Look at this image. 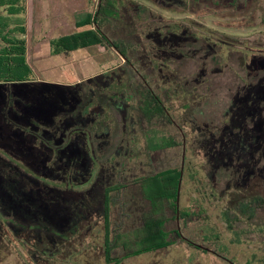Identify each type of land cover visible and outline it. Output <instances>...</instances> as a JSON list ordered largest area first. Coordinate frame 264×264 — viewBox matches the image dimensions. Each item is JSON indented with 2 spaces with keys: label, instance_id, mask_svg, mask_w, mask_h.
I'll return each mask as SVG.
<instances>
[{
  "label": "rangeland",
  "instance_id": "374dc122",
  "mask_svg": "<svg viewBox=\"0 0 264 264\" xmlns=\"http://www.w3.org/2000/svg\"><path fill=\"white\" fill-rule=\"evenodd\" d=\"M97 1L99 0H64V2L55 0L50 3L40 4V8L37 4H34V17L29 19V31L23 37L27 46V63L31 69L29 81L32 83V85L28 86V91H26L27 89L25 90V93H29V91L41 93V87L44 84L48 90V97H50L49 103L53 105L54 100L57 103L61 101L58 100L61 97L59 87H63L62 89L66 90L77 85L76 90H80V98L78 93L71 94L69 98L70 107L73 108L78 105L77 101L78 103L81 102L79 100L81 97H88L83 92L93 88L96 90V97L92 98V100L106 112L101 115L99 113L101 108L97 107L93 113L88 115L94 120L92 124L89 122L91 125L66 126L65 129L67 140L75 135L85 139L84 142L81 138L79 145L83 146L85 144L87 146L83 155L86 154L93 165L90 172L92 179L89 184L82 187L77 188L76 184L71 181L56 183L55 179H62L60 177L61 174L56 172L47 174L54 180L45 178L42 167L39 169L42 170V176L39 175L33 170L31 171L16 155L9 153L0 146V264H33L31 254L28 253V255L23 251L25 248L20 247L22 242L20 243L19 241L23 239H21V236L25 235L23 231L24 229L26 230V224L21 222L18 216L26 220L36 217L38 213H42L47 223L64 232L71 222L69 220L70 215L74 211L85 214V208L93 207L95 204L98 206L101 192L105 186L117 183L120 176L119 171L123 168L126 176L128 174L130 176H141L152 173L162 166V162L168 164L170 161L174 163L179 160L178 154L175 153L176 150L173 153L172 150L162 153L153 152L151 158L149 157L151 149L148 133L140 127L148 125L141 123L143 118L141 111L136 112L133 125L134 131L130 129V123L127 121L128 112L129 114L130 112L132 113L133 110L131 108L137 105V98L134 95L135 101H131L132 94L124 91L118 82L123 80L130 86L134 82L131 83L132 78L124 72L127 69L125 62L117 57L114 49L100 45L67 54H58L53 51L50 44L51 40L73 33L76 21L81 19L86 13L93 12L98 4ZM134 1L138 2L140 6H143L149 12L142 15V24L144 26L143 33L139 35L140 43L142 44L140 50L146 54V61L159 70V72L157 71L158 74H155L157 80H159V74L165 79L176 81L181 77L186 79V84L191 85L193 93L190 99L191 102L195 101L193 103L190 102L189 112L197 123L205 125L221 124L233 97L239 92H243L245 95L248 94L243 89L244 81H250L255 87V95L260 94L262 98L264 97V84L260 85V81L257 80L264 74V54L256 55L253 58L254 71L250 75L243 68L242 54L231 53L228 56V60L221 57L220 61H215L211 57L219 49L216 47L210 48L203 43L198 46V49L192 51L191 57L185 58L179 54L180 57L177 56L175 61L172 60L167 65L164 61L161 62L158 59H169L171 56L170 49L179 44V42L166 41L164 37L160 36L170 31L173 33L182 31L179 26L181 18H194L193 16L197 15L196 5L189 3L193 10V15H191L184 4L185 2L187 3L186 0ZM213 2L220 5H228L230 0H213ZM36 6L38 7L37 9ZM244 6L245 2L241 0L238 3L237 11H229V14H232L229 17H224V10L221 9L217 11L218 14H213L212 10H202L200 14L202 13L203 15L201 17H203L202 20L205 26L216 30L218 36L222 37L225 33L233 37L234 41L243 42L246 48L264 50V26H261L264 25V0L257 5L256 11L251 17L249 14L241 15L244 12ZM155 14L159 19L153 18ZM237 15L240 17L232 18ZM132 16L133 14L129 13L130 23H132ZM250 24H257V26L249 27ZM201 29V26L193 27L192 33L196 34V32L202 31ZM154 31L160 35L154 36L156 42L148 36ZM229 39L232 40V38ZM191 42H194L192 38ZM156 43L160 47L159 51L156 49ZM235 43L232 42L230 45L235 48L237 47ZM168 47H170L169 50H167ZM1 48L0 45V50ZM151 52L152 54H150ZM139 54L140 56L138 55L135 60L140 63V70L144 74H152L153 69L145 61V55L143 53ZM173 62L175 63L173 64ZM172 65H174V69L177 66L175 69L177 74L171 70ZM203 67L206 68V74L198 81V76L203 74ZM205 81L206 83L203 84ZM80 87L84 90L82 91ZM111 100L118 101L115 102L117 110L111 108ZM62 101L63 103H68L67 98ZM15 102L24 103L25 100L18 95L12 94L8 97L7 107H11ZM1 104L3 103L0 101V107ZM128 105L130 109L126 107ZM77 113V111H73L67 115H58L56 116V122L58 123L64 119L63 123L66 118H75ZM255 114L253 116L255 120L258 117L260 119L258 118L253 126H244V128L246 127L245 129L250 128L254 132L256 140H259L257 144L255 143L258 146L254 147L255 149L253 148V151L247 155V160L255 161L252 166L258 163L255 166V170L242 166V157L239 155L241 151L238 149L229 150L228 154L236 155V160H240V162L233 161L227 154L225 158L230 161V164L224 163V142L227 141L224 139V132H218L212 126H206L209 133L203 145L205 150L207 148L210 151L214 150L215 156L209 162L211 163V168L216 169L218 167L219 173L222 172L224 174V177H221L218 173L214 174L207 167V173L210 174L211 172L212 181L215 184L218 195L214 192L212 181L208 184L202 180V175L197 177L202 184L198 182L191 184L190 182L191 177L198 171V164L204 161L203 155H197L194 159L195 163L187 167L186 178L188 177V182H186L185 189L182 190V205L183 207L188 206L189 191L193 201L202 203L200 204L203 211L201 213L204 215L203 218L195 219L183 231V238L194 246H190L185 241L168 253L160 252L158 255H142L126 260V264H245L246 260L250 259L254 262L253 264H264V204L260 202L257 203V206L252 204L251 210L253 211L247 209L248 207L245 205L240 209V205L236 202L240 201V197L233 199L235 202H231V199L226 197L225 194L227 191H231L230 189L232 188L229 185L231 181L228 178L231 171L233 173L235 171L239 172L234 180L236 182L233 184L235 187L247 188L251 179L255 176L264 178V111ZM103 120L108 122L110 126H107V124L104 126H93L96 122H103ZM119 121H122L121 125L124 127V132L120 130ZM234 122L236 123L237 119ZM68 124H74V122L71 121ZM12 127L29 135L31 133L37 138L38 143L43 144L47 149L52 147V141L49 138L44 139L42 132H29V126H19L14 122H12ZM36 127L42 128L41 126ZM203 127L205 129V126ZM99 128L101 129L100 133ZM203 133L205 134L206 132ZM105 136L108 137L106 139L101 138ZM225 138L234 139L235 142V138L232 136H225ZM0 142H3V140H0ZM135 144L140 147L141 151H137L134 156L132 155L133 158L128 157V150L133 148ZM56 156V154H53V159ZM67 159L66 154L63 155L62 160L66 161ZM126 159L128 161L134 159V163L129 162V164H126V161L122 162ZM83 160L84 158L78 163L80 164ZM32 165H36L35 162ZM89 166L90 164L86 160L83 164L84 170L89 168ZM203 174H206V171ZM35 178H37L39 183L49 187L56 186L67 189L69 188L67 187L69 186L68 184L71 183V187L77 189L63 192L53 188L45 189L42 186H38V189L34 188L32 190L30 189L31 184H28L25 180H34ZM20 179L24 181L21 186L19 185ZM198 184L199 187L205 190L202 197L198 195ZM260 188H256L254 191L259 193L257 190ZM223 191L224 199H221ZM139 194V188L126 190L124 193L126 207L124 208L122 205L124 210H122L121 202L112 207L113 220L117 222L123 219L122 222L126 230L137 226L140 222L142 205L133 200L134 196L137 198ZM211 197L214 199L212 200ZM66 200L71 203L68 204ZM94 264H105V262L103 258H97Z\"/></svg>",
  "mask_w": 264,
  "mask_h": 264
},
{
  "label": "trees",
  "instance_id": "16d2710c",
  "mask_svg": "<svg viewBox=\"0 0 264 264\" xmlns=\"http://www.w3.org/2000/svg\"><path fill=\"white\" fill-rule=\"evenodd\" d=\"M186 1L187 3L185 2L184 4L191 15H193V10L191 6H189V3H194L196 5L197 15L193 16L196 19L192 17L181 18L179 26L182 31L179 33L170 31L160 36L154 31V33L148 35L153 41H155L154 36H160L164 37L166 41L179 42V44L173 46L171 49L170 47L167 48V50L170 49L171 51L169 59L158 60L161 62L164 61L165 64L169 65L172 60L175 61L177 59L179 54L183 55L185 58L191 57L190 54L192 51L198 49V46L203 43L210 48L216 47L219 49V51L214 53L211 57L215 61H220L221 57L228 60V56L231 53L242 54L243 68L247 70L248 75H250V73L254 71L252 65L253 58L256 55L264 54V50L246 48L243 42L234 41L233 37L225 33L222 37L218 36L216 30L205 26L202 20L203 17H201L202 13L200 14L202 10H212L211 12H213V14H218L217 11L221 9L224 10V17H229V15H232L229 14V11H237L238 3L241 0H230L228 5H220L213 2V0ZM242 1L245 2V6L243 7L244 12L241 15L245 16L249 14L251 17L254 11H256L257 5L261 3L262 0ZM97 3L93 12L86 13L81 19L76 21L75 31L73 33L59 36L50 42L53 51L58 54H67L69 52L85 50L100 45H105L108 48L114 49L117 57L125 62L127 69L124 72L132 78L131 83L134 82L131 86L123 80H119L118 82L124 91L132 94L131 101H135L134 95L137 98V105L131 108L133 111L131 110L132 113L130 112L128 119H132L133 123H135L134 118L136 112L141 111L143 117L141 123L148 125L140 127L148 133V141L151 149L149 157L151 158L153 152L162 153L167 150H172L173 153L176 150L175 153L178 154L179 160L174 163L170 161L168 164L162 162V166L155 171L141 176H130V174L126 176L124 174L125 169L123 168L119 171L120 176L117 183L105 186L104 190L101 192L98 206L95 204L93 207L85 208V214L74 211L70 215L69 220H71V222L64 232L57 230L56 227H52L50 223H47L42 213H38L36 217L26 220L18 216L20 221L26 224V230L24 229L23 231L25 235H22L21 239H23L19 241L20 243L22 242L20 247L25 248L23 249L25 253L31 254V257H33V264H94L97 258H103L105 264H126V260L142 255H158L160 252L168 253L174 247L184 243L186 240L183 238V231L186 226L194 222L195 219L198 220V218H203L204 216L203 213H201L202 207L200 204L202 203L197 202L199 203L197 204L193 201L189 191L187 198L189 204L187 207H183L182 205V190L185 189L186 182H188L186 170L189 165L195 163L194 159L197 155H203L204 161L198 164V171L191 177V184L194 182L195 184L197 182L202 184V182H200L201 180L197 179V177H201V175L202 180L208 184L212 181L211 172L210 174L207 173V167H209L210 171L214 170L211 168V163L209 162L213 160L212 157L215 155L213 153L214 150L210 151L208 148L205 150L203 145L209 133L208 127L206 126H212L214 129H217L218 132H224V139L227 141L224 142V163L230 164V161L225 158L228 151L238 149L241 151L239 155L242 157V166L251 170L254 169L252 164H254L255 161L247 160V155L253 151L254 147L256 148L258 146L256 144L259 140H256V136L250 128L245 129L246 127L244 128V126L250 127L256 123L259 117L255 120L253 116L256 115L255 113L259 114V112L264 111V97L262 98L260 94L255 95V87L250 81H244L245 84L243 85V89L246 90L248 94L245 95L243 92H239L233 97L231 105L225 112L224 120L221 124L205 125L197 123L189 112L191 103L195 101L193 99L194 101L191 102L190 99L193 93V89L190 87L191 85L189 86V84H186V79L181 77L176 81L165 79L159 74V80H157L155 74H158L159 70L155 69L146 61V54L140 50L142 44L140 43L139 35L143 33L144 26V24H142V15L145 14L147 10L134 0H99ZM25 13L26 0H0V45L2 47L0 50V101L3 103L0 107V140H3V142H0V146L9 153L20 158L27 167H29L28 165L35 159L37 165L40 166L37 168V174L40 171L39 169L44 166V162L47 161L46 166L51 167L52 173L56 172L61 174L60 177L62 179L54 180L52 177L49 178L53 179L56 183L71 181L76 184L77 188L82 187L90 183L92 179L90 172L93 165L88 159V156L86 154L83 155L87 146L85 144L83 146L79 145V140L82 138L81 136L75 135L67 140L65 135L66 126H60L59 123L58 126H53L50 131L52 135L49 140L52 141V147L47 149L43 144L38 143L37 147L34 148L32 144H29L28 134L22 133L21 130L12 127V122L15 123V104L31 105L30 101H27V98H25L26 95H32L30 91L29 93H25L26 89V91H28V86L32 85L29 81L31 69L27 63V46L23 38L27 33ZM129 13L133 14L132 23H130L129 20ZM4 14L7 16H4ZM234 17L240 16L237 15L232 18ZM153 18L159 19L156 14L153 15ZM200 26L202 31L193 34V27L196 28ZM251 26L255 27L257 24H250L249 27ZM226 27L228 28V26ZM191 38L194 42H191ZM229 38H232V40ZM232 42H236L235 44H237V47L233 48V46L230 45ZM158 47L157 45V51L160 49V47ZM139 53L145 55V61L153 69L152 74H144L143 71L140 70V63L135 60L138 55L140 56ZM150 54H152V52ZM174 63L175 62H173V64ZM173 67L174 65L171 66V70L177 74V70H175L177 66H175V69ZM202 71L203 74L198 76V81L206 74V68L203 67ZM257 80L260 81V85L264 84L262 83L264 82V74ZM205 83L206 81L203 82V84ZM76 87L66 90L75 91ZM62 88L63 87H59L61 95H63V91H65V89ZM93 91L96 92L94 89ZM12 94L20 96L26 103L15 102L11 107H7L8 97ZM48 96L46 85L43 84L41 93H37L38 103L39 105L41 104L43 108L38 107L43 110L42 112H44L45 102H49L50 97ZM58 100L61 101L57 103L56 100H54L53 107L60 110L64 108L67 103H63L60 97ZM126 107L130 109L129 105ZM235 119H237L236 123L234 122ZM4 121L8 126H1L4 124ZM200 126L201 128H199ZM203 126H205L206 130ZM234 126L238 127L234 128ZM41 127L40 129L42 131L40 132H42L43 138L47 139L46 131H43L46 127ZM119 127L121 132L125 131L124 127ZM130 129L134 131V126H130ZM100 132L101 130L99 133ZM203 132L206 133L204 134ZM21 133L25 136L20 137ZM225 136H232L235 138V142L234 139L229 140L230 138H225ZM107 137L108 136L101 138L106 139ZM60 140H62V142H59ZM183 142H185V151L184 166L182 169ZM137 151L140 152L141 149L135 144L133 148L128 150V157L134 156ZM53 154L57 155L55 159H53ZM65 154L68 158L66 161L62 160ZM69 154L71 155L68 157ZM228 155L233 161H237L236 155L232 153ZM83 158L84 160L79 164L78 162ZM86 160L89 162L90 166L84 170L83 164ZM124 161H126V164H129V162L134 163V159L132 161L126 159L122 162ZM237 162H240V160ZM205 171L206 174H203ZM238 173L239 172L235 171V173H233L231 171L229 174L230 176H228L231 181L229 185L232 188L230 189L231 191H227L225 194L228 195L231 202H235L233 199L240 197V201H236L240 205L239 208L241 209L245 205L249 210H251L252 204H254V206H257L259 202L264 204V178L255 176L251 179L247 188L240 187L241 189L238 190L235 188V185H233L236 183L234 180ZM218 175L221 176L220 173H218ZM22 180L23 179L19 180L20 186L24 183ZM25 181L31 184L30 189L32 190L34 188L38 189V186H42L45 189L53 188L63 192L77 189L71 187V183L68 184L69 186L67 187L69 188L66 189L56 186L49 187L41 184L38 182L37 178L34 180L26 179ZM212 183L214 186L213 181ZM199 184L198 195L202 197L205 190L199 187ZM179 185V218L177 220ZM259 187H261L257 190L259 193L254 191ZM138 188L140 189V194L137 198L134 196L133 200H136L137 203L142 205L140 210V222L137 226L126 230L122 222L123 219L117 222L113 220L112 207L121 202V207L123 205L125 208V191ZM211 199L213 200L214 198L211 197ZM66 202L68 204L71 203L67 200ZM124 208L122 210H124ZM186 242L190 246H194L192 243ZM253 263L252 259L246 260L245 262V264Z\"/></svg>",
  "mask_w": 264,
  "mask_h": 264
},
{
  "label": "flooded vegetation",
  "instance_id": "af4514ba",
  "mask_svg": "<svg viewBox=\"0 0 264 264\" xmlns=\"http://www.w3.org/2000/svg\"><path fill=\"white\" fill-rule=\"evenodd\" d=\"M83 90L84 89H82V91ZM79 92H80V90L79 91L78 90H75V91L65 90V91H63V95H61L60 98L62 100L64 98H67V100H69V101H67L68 103L64 106V108H62L60 110H57L49 102L48 103L45 102L44 112H42L43 110L40 109L41 107L43 108V106L41 104L39 105V103H38L37 93L33 92L32 95H26L25 98H27V101H30L31 105H21L19 103H16L15 104L14 121L19 126H25V127L29 126L28 127L29 132L42 131L40 129V127H36V126H45L46 128L43 131H46V138L47 139L48 138L51 139V135L52 134L49 133V132L52 130L53 126H58L59 123H60V126H74V125L89 126V125H91L94 122L93 118L91 119L88 116L90 113H93L96 110L97 107L101 108V111H99V113L101 115L104 114L106 111L102 107L97 106V104L94 103V101L92 100V98L96 97V92L93 91V88L88 90V91H86V92H83V94L84 93L87 94L88 97H86V98L84 96L81 97V99H79L81 102L79 101L80 103H78V101H77L78 105L76 107L71 108L70 107L71 103H70V99H69L70 95L73 94V93H78V96H79ZM79 98H80V96H79ZM120 101H121V99H120ZM115 102H118V101H112L111 100V102H110L111 103V108H114V109L117 110ZM25 103H26V101H25ZM38 106L40 108H38ZM73 111H77L78 112L77 115L75 116V118H73V117L72 118H70V117L66 118L63 123H62V121L64 119L62 121H59L58 123L56 122L57 121L56 116H58V115H67L68 113H71ZM128 115H129V113H128ZM71 121L74 122V124H68ZM127 121L130 123V126L134 125L132 119H130V118L128 119L127 118ZM89 122L91 124H89ZM106 124H107V126H110V124L108 122L104 121V120H103V122H96V124H93V126H104ZM119 124L121 125L122 121L121 122L119 121ZM22 133H21L20 137H22V136L24 137L25 136ZM28 137H29V144H32L33 147L36 148L37 144H38L37 138L34 137L31 133H30V135L28 134ZM83 140H84V138H83ZM59 142H62V140H60ZM84 142H85V140H84ZM211 157H212V155H211ZM212 159H213V157H212ZM33 162H35V159H34V161H32L28 165L29 166L28 168L31 171L33 170L34 172H36L39 165H37L36 162H35L36 165H32ZM46 162H44L45 164L43 163L44 166L42 167L43 168V172L45 173V176L44 175L43 176L45 178H49L51 176H48L47 174H52V171H51V167L50 166H46ZM257 164L258 163H256L255 166ZM255 166H254V169H255ZM223 168H224V163H223ZM41 171L42 170H40L38 174L41 175ZM217 172L219 173L218 167L213 170L214 174H216ZM223 173H224V171H223ZM220 174H221V177L222 176L224 177V174H222V172ZM235 188H237L239 190L240 187H235ZM214 189H215L214 192H216L215 184H214ZM234 190H236V189H234ZM216 194L218 195L217 192H216ZM222 194L223 195H222L221 199H224V191H223ZM226 197H228L227 194H226Z\"/></svg>",
  "mask_w": 264,
  "mask_h": 264
},
{
  "label": "crops",
  "instance_id": "0c3cea01",
  "mask_svg": "<svg viewBox=\"0 0 264 264\" xmlns=\"http://www.w3.org/2000/svg\"><path fill=\"white\" fill-rule=\"evenodd\" d=\"M52 1H55V0H26V13H25V17H26V24H27L26 25V27H27V33L29 31L28 28H29V25H30L29 19H33V17H34V4H37L38 7L40 8V4L50 3ZM57 1L64 2V0H57ZM38 7L36 6V9ZM4 16H7V15L4 14ZM2 117H3V114H2ZM1 126H8V125L4 121V124H2Z\"/></svg>",
  "mask_w": 264,
  "mask_h": 264
},
{
  "label": "water",
  "instance_id": "95a60500",
  "mask_svg": "<svg viewBox=\"0 0 264 264\" xmlns=\"http://www.w3.org/2000/svg\"><path fill=\"white\" fill-rule=\"evenodd\" d=\"M184 146H183V160H182V169L184 166V151H185V142H183ZM179 193H180V185L178 187V199H177V220L179 218V213H178V209H179ZM178 228L180 229L179 225Z\"/></svg>",
  "mask_w": 264,
  "mask_h": 264
}]
</instances>
